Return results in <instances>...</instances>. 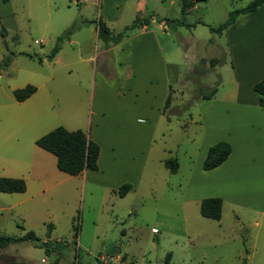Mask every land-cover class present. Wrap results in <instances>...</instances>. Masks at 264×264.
I'll return each instance as SVG.
<instances>
[{"label": "rangeland", "instance_id": "rangeland-1", "mask_svg": "<svg viewBox=\"0 0 264 264\" xmlns=\"http://www.w3.org/2000/svg\"><path fill=\"white\" fill-rule=\"evenodd\" d=\"M251 1L207 0L185 16L178 0L172 6L170 0H145L147 9L139 16L136 0L120 5L108 26L114 35L123 33L122 41L138 34L137 26L123 32L137 17H151L148 31L168 67L171 88L169 108L164 112L163 107L151 138L140 142L148 152L138 185L119 197L117 190L59 172L55 157L39 150L47 160L43 190L29 182L24 194L0 192V236L18 239L32 232L37 241L0 250V264H102L99 254L108 264H246L257 232L258 264L264 224L257 230L252 216L228 208L219 224L203 218L199 202L190 199L215 192L212 177L202 169L211 146L225 141L240 149L250 140L251 149H264L261 134L246 132L255 120L244 115L250 110L229 104L237 85L227 37L208 29ZM13 5L14 17L0 21V64L9 60L0 70V147L7 139L0 148V178L11 172L5 159L17 155L22 145L33 148L34 139L57 127L92 135L95 123L103 122L105 109L99 104L107 108L110 101L99 87L118 80L116 59L103 53L107 46L97 37V22H105L102 0H14ZM170 20L180 22L170 26ZM54 48L57 57H51ZM26 85L34 86L35 94L17 102L13 91ZM213 89L210 99H202ZM113 120L108 115V122ZM169 159L178 163L176 173L165 167ZM190 183L196 186L189 188Z\"/></svg>", "mask_w": 264, "mask_h": 264}, {"label": "crops", "instance_id": "crops-1", "mask_svg": "<svg viewBox=\"0 0 264 264\" xmlns=\"http://www.w3.org/2000/svg\"><path fill=\"white\" fill-rule=\"evenodd\" d=\"M81 1L85 2L86 0ZM124 1L102 0L105 9L104 23L113 35L114 32L108 23L117 19L120 5ZM181 1L178 0L180 13ZM199 2H207V0L193 1V6L188 9L187 14L194 11ZM13 3L14 0H0V21L14 17ZM169 5H173V0H170ZM146 9L145 0H136L137 16L142 15ZM136 19L140 20L137 25L139 29L137 35L126 40L123 39L118 44H108L107 48L103 50L108 58L110 57L107 54L111 53L116 59L115 71L118 74V80L112 87H99L101 93L106 91L110 95V101L107 108L103 103L99 104V109H105L101 114L103 122L97 121L92 135L87 136L99 147L98 169L97 171L85 170L78 175L90 186L108 189L113 193L124 184L130 185L126 194L136 189L144 168L145 161L143 159H146L148 152V147H141L140 142H146L151 138L158 118L163 115L162 109L168 91L171 90L168 87V67L164 65L155 38L148 31V27L154 21L151 20V17H137ZM181 24L182 22L177 25ZM170 26H175V23H171ZM222 33L225 34L229 43L233 62L232 73L237 85L234 101H229V104L239 110H250L244 115H247L246 118L252 117L255 120L248 122L246 132L253 133L254 136L261 134L264 137V109L258 106L252 91L253 85L264 79V5L251 14L238 17L234 24ZM103 46L105 45L103 44ZM146 51H149L150 54H147ZM126 53L129 54L124 56ZM122 54L123 56H121ZM123 69L125 70L123 71ZM95 87L94 84L93 95ZM108 115H113L114 120L108 122ZM116 120L119 121L118 126L115 124ZM80 131L85 133L84 130ZM236 132L240 134L242 131ZM38 138L33 140L34 144ZM6 142L7 139H3L1 147ZM244 143L243 149L242 147L236 149L234 144L228 143L231 148L228 158L216 168L205 171L213 179L215 192L207 197L190 199L199 202L200 205L203 199L219 198L222 201L221 216L215 222L219 224L222 222L224 209L228 208L232 213L240 209L246 215L252 216L251 226L260 230L264 224V149H251L250 140ZM35 146L32 148L22 145L17 155L5 159L9 163L11 172L4 177L22 179L26 184V189L21 194L28 191L29 182L39 184L42 191L43 185L47 181V160L39 151L42 149ZM3 160L4 158L0 154V162ZM128 174L129 177H126ZM191 186L194 187L196 184L190 183L189 188ZM234 217L237 221L240 220L236 215ZM257 236L258 232L253 238L250 247L251 254L248 255L246 264H254ZM118 259L116 257L115 261L118 262ZM98 262L108 264L102 254H99ZM258 264H264V240Z\"/></svg>", "mask_w": 264, "mask_h": 264}, {"label": "trees", "instance_id": "trees-1", "mask_svg": "<svg viewBox=\"0 0 264 264\" xmlns=\"http://www.w3.org/2000/svg\"><path fill=\"white\" fill-rule=\"evenodd\" d=\"M195 0H182L181 1V15L185 16L188 9L193 6ZM264 5V0H252L246 7L235 9L229 12L227 19L218 25L217 27H208L209 31L214 34H221L224 30L234 24L238 17L251 14L255 12L259 7ZM140 20L136 19L134 23L126 27L123 32L133 29L139 24ZM147 22V21H146ZM171 23H177L180 21H167ZM74 26L68 29L64 34L70 35ZM97 37L101 39L104 44H118L123 38V33L113 35L106 24L99 20L96 24ZM2 36L3 32L0 33ZM57 52V48H54L53 57ZM9 64V60H4L0 64V70L5 68ZM36 88L32 85H26L22 89H15L13 91L14 99L17 102H23L34 94ZM252 91L256 96L257 104L260 108L264 109V79L255 83L252 87ZM216 92L213 89L208 95L202 96V99H210ZM170 106V94H168L165 104L164 112ZM35 145L44 150L45 152L53 155L56 158V168L58 171L69 175L78 176L85 170L97 171V159L99 153V147L92 142L84 132L80 130L68 131L63 127H57L45 135L41 136L35 141ZM231 148L226 142H218L211 146L206 153L205 159L202 163V169L209 171L217 166L221 165L230 155ZM165 167L171 172L176 173L178 169V163L175 159H169L164 162ZM26 189V184L22 179L12 178H0V192L1 193H23ZM130 185L124 184L118 190L119 197L125 196L129 191ZM222 201L219 198H207L200 202L199 212L203 218L218 221L221 216ZM51 230L52 225H47ZM78 228V227H77ZM77 233H75V236ZM24 241H37V238L32 232L26 233L23 237L15 239L10 237L0 236V250L7 248L9 245H16ZM59 244L53 247L54 250H58Z\"/></svg>", "mask_w": 264, "mask_h": 264}, {"label": "built area", "instance_id": "built-area-1", "mask_svg": "<svg viewBox=\"0 0 264 264\" xmlns=\"http://www.w3.org/2000/svg\"><path fill=\"white\" fill-rule=\"evenodd\" d=\"M35 44H38L36 41H35ZM42 263H45V260H41Z\"/></svg>", "mask_w": 264, "mask_h": 264}]
</instances>
